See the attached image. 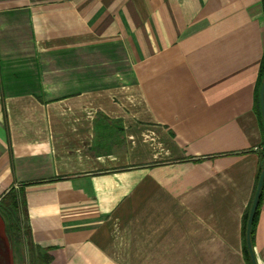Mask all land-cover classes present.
<instances>
[{"label":"crops","instance_id":"crops-1","mask_svg":"<svg viewBox=\"0 0 264 264\" xmlns=\"http://www.w3.org/2000/svg\"><path fill=\"white\" fill-rule=\"evenodd\" d=\"M263 50L261 0H0V198L49 264H248Z\"/></svg>","mask_w":264,"mask_h":264},{"label":"trees","instance_id":"trees-1","mask_svg":"<svg viewBox=\"0 0 264 264\" xmlns=\"http://www.w3.org/2000/svg\"><path fill=\"white\" fill-rule=\"evenodd\" d=\"M261 4H262L263 13H264V0H261ZM263 76H264V50L261 56L259 72H258L257 82H256V88H255V93H254V104H253L255 113L259 117L261 124H262V116H261V110H260L259 94H260V86H261ZM263 159H264V151L262 152L261 164L259 166L258 173H257V180L260 174ZM263 189H264V179H263L259 199L257 202V206L255 209V213H254V217H253L251 229H250V241H251L252 247L254 245L255 225H256V219H257V215L259 212V208H260V204H261V200L263 196ZM251 202H252V199L250 200L249 205L243 215V224H242L244 256L248 264H252V263H251L250 255L248 253V249L246 245L245 231H246V222H247V217H248V212L250 209ZM0 207L8 216L10 233L12 234L13 230H17L18 232L24 231L23 235H25V237L27 238L29 242L28 246L33 252L32 260L30 264H49L50 256L46 252L41 253L40 251H38L37 249L39 248L35 247L34 244L31 242V239L29 236V228H28L27 223L25 222L26 208H25V203L23 200V194L17 193L14 190V188H11L1 197ZM12 212H16L18 214L17 217H13ZM20 214L22 218H20ZM37 251L39 253H37Z\"/></svg>","mask_w":264,"mask_h":264},{"label":"water","instance_id":"water-1","mask_svg":"<svg viewBox=\"0 0 264 264\" xmlns=\"http://www.w3.org/2000/svg\"><path fill=\"white\" fill-rule=\"evenodd\" d=\"M259 100H260V110H261L263 130H264V76H263V79H262V82H261V86H260ZM263 179H264V159H263V163H262V166H261L260 174H259V177H258V180H257V184H256L255 192H254V195H253V198H252V202H251V205H250V209H249V212H248L247 222H246L245 238H246V245H247L248 253L250 255V259H251V263L252 264H257V262H256V259H255L253 247H252V244H251V241H250V229H251V224H252V220H253V217H254L255 209H256V206H257V202H258V199H259V195H260ZM0 216L2 217V219L4 220V222L6 224V229H7V234H8V230H9L8 216L1 209V207H0Z\"/></svg>","mask_w":264,"mask_h":264},{"label":"rangeland","instance_id":"rangeland-1","mask_svg":"<svg viewBox=\"0 0 264 264\" xmlns=\"http://www.w3.org/2000/svg\"><path fill=\"white\" fill-rule=\"evenodd\" d=\"M12 215L13 217H17L18 214L16 212H12ZM20 218H22L21 214H20ZM8 232H10V230H8ZM23 232L24 231L18 232L17 230L12 231L11 234L12 236L10 237V244L13 248V253L10 254L11 257L9 264H14V259H15V264H30L32 260L33 252L28 246L29 242L25 237V235H23ZM0 236L5 240L6 244H8L9 238L7 235L6 224L1 216H0ZM37 253L39 252L37 251Z\"/></svg>","mask_w":264,"mask_h":264}]
</instances>
